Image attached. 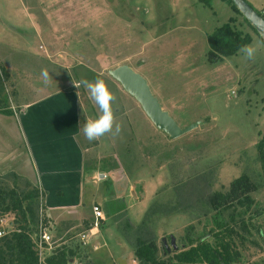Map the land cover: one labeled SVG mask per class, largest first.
<instances>
[{
  "label": "rangeland",
  "instance_id": "rangeland-1",
  "mask_svg": "<svg viewBox=\"0 0 264 264\" xmlns=\"http://www.w3.org/2000/svg\"><path fill=\"white\" fill-rule=\"evenodd\" d=\"M252 2L257 11L264 9V0ZM229 18L235 29L249 33L248 44L260 39L226 0H0V99L11 105L30 98L34 85L52 90L67 82L76 84L85 104L80 136L93 147L87 153L79 210L88 217L48 216L52 251L64 245L74 249L69 264H130L137 238L159 259H172L190 243L217 246L222 240L236 253L233 264H264V160L256 146L264 132V48L254 60L239 51L211 59L208 35ZM121 65L146 79L179 126L199 125L170 138L108 73ZM45 69L48 85L41 77ZM97 78L116 97L113 109L122 131L89 142L82 129L99 108L82 82ZM113 163L130 176L128 208L123 197L105 203L110 179L93 174L97 168L107 172ZM241 174L256 202L243 212L245 206L235 199L220 200ZM32 189L38 194L32 200L38 217L47 215L38 187L13 174L0 175L5 235L25 223L30 238L36 236L38 222L29 216L24 221L18 209L5 210L16 199L24 204L22 197ZM95 198L104 219L90 229ZM258 210L262 213L252 222L250 215ZM217 213L234 228L229 234H216ZM230 214L235 215L232 221ZM241 217L251 231L241 230Z\"/></svg>",
  "mask_w": 264,
  "mask_h": 264
},
{
  "label": "crops",
  "instance_id": "crops-1",
  "mask_svg": "<svg viewBox=\"0 0 264 264\" xmlns=\"http://www.w3.org/2000/svg\"><path fill=\"white\" fill-rule=\"evenodd\" d=\"M246 1L257 10L252 0ZM31 92L30 98L6 105L8 112L0 109V175L13 174L38 187L47 216L60 213L77 219L88 217L79 207L83 204L87 153L93 145L81 141V107L82 102L85 104L79 89L74 83L64 82L52 90L34 85ZM114 165L103 174L98 168L93 174L110 179L112 191L106 193L105 203L114 196L123 197L128 208L132 205L128 198L130 176L124 167ZM93 203L102 209L96 198Z\"/></svg>",
  "mask_w": 264,
  "mask_h": 264
},
{
  "label": "trees",
  "instance_id": "trees-1",
  "mask_svg": "<svg viewBox=\"0 0 264 264\" xmlns=\"http://www.w3.org/2000/svg\"><path fill=\"white\" fill-rule=\"evenodd\" d=\"M226 1L236 13L240 14L230 0ZM257 12L264 18V14L262 13L263 9L260 12ZM244 21L252 28L256 35H258L255 29L245 19ZM232 22L233 19L229 18L227 23L217 27L208 35V55L211 59L222 60L224 57L234 55L242 45L250 42L251 36L249 33H244L241 29H235L231 24ZM0 109L3 112H8L2 99H0ZM256 146L260 156L264 160V132ZM248 183V178L244 174L232 179L229 184V189L220 196L221 202H223L224 199H228L229 201L235 199L237 203L245 206L242 212L250 208L253 204L255 205L256 202L253 199V196L248 192L250 186ZM32 190V192L30 191L22 197L26 200L24 204H22L19 199H13L15 204L11 207L6 206L5 210L12 208H15L16 210L18 209L22 214L24 221H26V218L29 216L31 221L34 220V222H38L39 217L32 203V200L38 194L34 189ZM221 206H223V204ZM261 213L262 210L255 211L250 215V220L254 222L253 219L258 217ZM229 216L230 221L234 220L233 218L235 215L230 214ZM46 219H48V217L44 215L43 220L45 221ZM213 219L216 220L215 228L218 236L222 234L223 230H227L228 234L234 230V228L223 219L221 213L215 214ZM239 220L242 221L240 225L241 230L245 232L248 231L249 228L250 231L252 230V226L246 224L242 217ZM255 226L258 234L262 236L263 234L260 230V226L257 224ZM27 229L28 225L25 223H18V227L10 233V235H3V237H0V264H69V259L72 257L74 249H71L66 245L55 247L54 250L46 255L40 262L38 253L33 247V242L29 237ZM229 244V242H224L222 240L217 246H213L209 241H200L196 244L190 243L188 247L175 252L172 259L166 260L156 258L153 254V249L149 245H145L143 240L137 238L134 254L141 264H233L236 259V253L230 248ZM85 264L93 263L88 262Z\"/></svg>",
  "mask_w": 264,
  "mask_h": 264
},
{
  "label": "water",
  "instance_id": "water-1",
  "mask_svg": "<svg viewBox=\"0 0 264 264\" xmlns=\"http://www.w3.org/2000/svg\"><path fill=\"white\" fill-rule=\"evenodd\" d=\"M230 1L260 38L264 39V18L246 0ZM108 73L139 102L153 124L167 133L170 138H175L199 125V121H194L183 127L179 126L168 111L162 108L157 97L151 92L146 79L130 66H116L109 69Z\"/></svg>",
  "mask_w": 264,
  "mask_h": 264
},
{
  "label": "clouds",
  "instance_id": "clouds-1",
  "mask_svg": "<svg viewBox=\"0 0 264 264\" xmlns=\"http://www.w3.org/2000/svg\"><path fill=\"white\" fill-rule=\"evenodd\" d=\"M264 48V39H258L253 43L244 44L239 48L246 60H254L257 52ZM42 82L45 85L50 83L51 77L47 69L41 72ZM83 87L89 94V99L99 108V114L94 119H89L83 126L82 133L89 141L99 140L106 134L118 136L122 131V125L116 121L113 103L116 100L114 93L109 89L103 79L95 81H83Z\"/></svg>",
  "mask_w": 264,
  "mask_h": 264
},
{
  "label": "built area",
  "instance_id": "built-area-1",
  "mask_svg": "<svg viewBox=\"0 0 264 264\" xmlns=\"http://www.w3.org/2000/svg\"><path fill=\"white\" fill-rule=\"evenodd\" d=\"M264 14V11L262 12ZM92 221L90 223L91 228H97L100 221L104 219L103 210L101 209L100 205L98 203L92 204ZM47 216V215H46ZM48 217V216H47ZM2 221V219H0ZM52 225L51 220L46 219L43 220V216L39 217L38 221V232L35 237L30 238L33 243H35L36 248L38 249V257L39 261L41 262L45 256H43L45 253L49 254L52 252L53 247V241L51 239V235L48 233L50 226ZM4 225L1 223L0 226V236H3L6 234ZM30 237V236H29ZM130 264H141L138 258L132 257Z\"/></svg>",
  "mask_w": 264,
  "mask_h": 264
}]
</instances>
